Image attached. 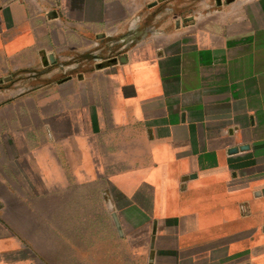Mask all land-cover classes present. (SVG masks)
Wrapping results in <instances>:
<instances>
[{
  "label": "crops",
  "instance_id": "1",
  "mask_svg": "<svg viewBox=\"0 0 264 264\" xmlns=\"http://www.w3.org/2000/svg\"><path fill=\"white\" fill-rule=\"evenodd\" d=\"M0 264H264V0H0Z\"/></svg>",
  "mask_w": 264,
  "mask_h": 264
},
{
  "label": "rangeland",
  "instance_id": "2",
  "mask_svg": "<svg viewBox=\"0 0 264 264\" xmlns=\"http://www.w3.org/2000/svg\"><path fill=\"white\" fill-rule=\"evenodd\" d=\"M36 82H37V81H32V82H30V83H29L30 88L35 87L36 84H37Z\"/></svg>",
  "mask_w": 264,
  "mask_h": 264
},
{
  "label": "water",
  "instance_id": "3",
  "mask_svg": "<svg viewBox=\"0 0 264 264\" xmlns=\"http://www.w3.org/2000/svg\"><path fill=\"white\" fill-rule=\"evenodd\" d=\"M219 3H220V2H219ZM50 61H51L52 63H54V59H53V57H50ZM8 80H10V78H9Z\"/></svg>",
  "mask_w": 264,
  "mask_h": 264
}]
</instances>
